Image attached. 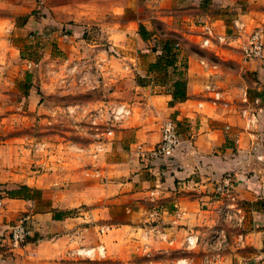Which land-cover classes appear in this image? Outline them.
<instances>
[{"label":"rangeland","instance_id":"374dc122","mask_svg":"<svg viewBox=\"0 0 264 264\" xmlns=\"http://www.w3.org/2000/svg\"><path fill=\"white\" fill-rule=\"evenodd\" d=\"M132 18L147 25L158 44L170 41L174 53L178 47L183 55L189 50L201 53L194 42L200 23L217 20L218 26L223 20L237 43L253 26L264 33V0H0V249H7L9 226L24 213L9 199L12 187L28 186L22 192L29 195L32 212L76 205L75 212L83 215L85 205L77 202L84 195L85 175L99 176L102 167L108 180H115L120 148L111 145L112 133L129 113L127 89L135 88L130 78L124 76L123 83L117 78L122 53L114 41L117 28L130 25ZM72 25L79 26L78 34ZM75 53L82 55L77 61ZM251 61L258 64L240 72L248 95L254 97L264 89V56ZM247 117L245 127L253 142L245 147L264 151V127L261 138L256 136L259 129ZM105 152L111 154L100 162ZM247 162L252 176L259 172L258 162ZM261 168L262 184L246 188L244 196L235 183L234 199H220L213 191L217 203L211 219L192 224L199 230L192 229L196 240L187 244L185 239L177 247L181 251L160 248L163 242L153 235L160 231L153 225L161 202L141 197V204L134 206L110 196L106 215L94 210L89 228L81 220L75 237H60L70 251L60 262L264 264V162ZM51 236L30 231L29 249L51 250ZM80 238L90 244L84 246ZM119 251L126 254L119 256Z\"/></svg>","mask_w":264,"mask_h":264},{"label":"crops","instance_id":"0c3cea01","mask_svg":"<svg viewBox=\"0 0 264 264\" xmlns=\"http://www.w3.org/2000/svg\"><path fill=\"white\" fill-rule=\"evenodd\" d=\"M216 21L209 22L219 33H228L223 20L218 21V26ZM139 25L142 24L132 18L130 25L117 28L114 41L117 51L121 50L122 53L117 78L122 83L124 76L130 78L129 83L135 88L127 89L124 102L128 105L129 113L112 133L111 145L120 148L114 159L121 164L115 180L109 181L107 171L102 167L99 176L93 172L85 175L84 195L77 202L85 205L83 215L75 212L76 205L32 212L28 210L31 200L10 196L20 214L28 212L29 233L36 230L52 234V249H29L28 234L24 248L8 247L7 241V249H0V264H63L61 258L70 256V251L68 247H62L60 237H75L81 220L82 227L89 228L91 224L87 223L94 210L99 209V215H106L110 196H115L118 203H133L134 206L141 204V197L161 202L155 216L157 222L153 225L160 231L153 235H159V241L163 242L158 244L160 248L181 251L183 249L177 247L184 244L187 235H198L193 231L198 228L192 224L211 219L217 203L213 191L218 179L230 175L243 196L248 193L246 188L262 184L264 151L245 147L247 142H253L249 137L251 132L245 126L248 122L247 112H250V125L255 124L259 129L254 134L261 136L264 127V89L259 96H249L247 83L240 72L251 70L258 61L242 59L236 39L230 44L216 42L205 47L197 39L194 42L201 47V53L189 50L183 55L178 47L174 62L164 64L160 59L163 45L152 39L153 34L147 25H143L142 37ZM80 30L79 26L72 25L75 34ZM199 34L197 32L195 35L199 37ZM242 37L244 34L237 39ZM77 42L75 40V44ZM124 47H130V50L125 52ZM77 56L82 55L75 53V61L80 59ZM201 59L205 64L200 62ZM232 66L239 71H234ZM181 77L184 80V95L174 97V82ZM208 82L219 90L220 99H210V92L204 89ZM243 108L246 109L245 114L241 113ZM168 117L176 121L180 138L178 146L165 156L152 158L142 155L138 147L154 145L160 139L161 124ZM129 130L130 134L127 135ZM110 154H101L100 162H106ZM248 158L258 162L259 172L254 171L253 176L248 171L251 168ZM93 199L96 200L94 207L91 205ZM176 206L178 208H174ZM103 234L106 235V232ZM153 235L148 233V238H154ZM73 237H70L72 241ZM80 241L84 246L90 244L86 243V239ZM124 254L119 251V256Z\"/></svg>","mask_w":264,"mask_h":264},{"label":"built area","instance_id":"2783aa9c","mask_svg":"<svg viewBox=\"0 0 264 264\" xmlns=\"http://www.w3.org/2000/svg\"><path fill=\"white\" fill-rule=\"evenodd\" d=\"M234 24L242 28V22L238 19L234 20ZM200 34L199 40L201 46H212L216 42H221L223 44H230L235 37H232L226 32L219 33L214 24L211 22L200 23ZM238 49L242 59H258L264 56V33L259 26H253L246 33L244 37L238 40ZM202 64H205L203 59L200 60ZM204 89L210 92V99L217 100L220 99V92L215 89L212 83L208 82L204 85ZM124 110V106H120L118 112ZM242 114L246 113V109L243 108ZM249 116L251 117V113ZM122 112L119 113L121 115ZM250 120V119H249ZM160 139L149 148H139V152L142 155H147L148 157H160L172 153L180 142L179 133L177 130V124L174 119L168 117L165 119L160 127ZM234 182L230 175H224L218 179L214 185V192L221 197H228L231 199L235 198L233 194ZM29 234V215L23 213L19 216L10 226L8 232V242L12 248H24L27 244V236ZM195 236L192 234L187 235L186 243L193 244L195 242Z\"/></svg>","mask_w":264,"mask_h":264},{"label":"trees","instance_id":"16d2710c","mask_svg":"<svg viewBox=\"0 0 264 264\" xmlns=\"http://www.w3.org/2000/svg\"><path fill=\"white\" fill-rule=\"evenodd\" d=\"M139 32H140L141 36L144 37L143 25H139ZM171 48H172V46H171L170 41H165L163 44V47H162L163 54L160 58L164 64H171L174 62L175 53L173 51H171ZM183 95H184V80L181 77V78L175 80V82H174L173 96L174 97H182ZM26 188H28V186L25 184H22L18 188L8 190L7 193L9 196H19V197H23V198H28L29 195L27 193L22 192V189H26Z\"/></svg>","mask_w":264,"mask_h":264}]
</instances>
